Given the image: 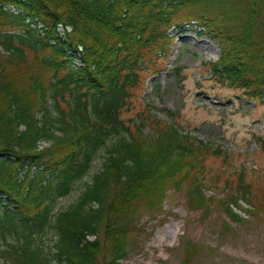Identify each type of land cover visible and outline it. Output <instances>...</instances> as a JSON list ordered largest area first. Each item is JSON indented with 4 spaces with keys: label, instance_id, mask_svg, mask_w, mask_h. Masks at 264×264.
<instances>
[{
    "label": "trees",
    "instance_id": "16d2710c",
    "mask_svg": "<svg viewBox=\"0 0 264 264\" xmlns=\"http://www.w3.org/2000/svg\"><path fill=\"white\" fill-rule=\"evenodd\" d=\"M181 12L219 44L211 76L264 98V0H0V202L9 221L0 219V264H120L139 209L161 208L168 189L184 191L190 210L216 203L233 221L264 212V187L240 179L223 197L206 194L203 162L218 149L148 110L132 123L122 117L139 72L169 50L168 30H181ZM113 136L77 199L52 212ZM200 249L187 240L182 264Z\"/></svg>",
    "mask_w": 264,
    "mask_h": 264
},
{
    "label": "rangeland",
    "instance_id": "374dc122",
    "mask_svg": "<svg viewBox=\"0 0 264 264\" xmlns=\"http://www.w3.org/2000/svg\"><path fill=\"white\" fill-rule=\"evenodd\" d=\"M192 18L182 12L173 16V22H183L181 30L171 27L169 50L157 54L156 63L139 72L122 117L132 123L140 111L148 110L218 149V155L208 154L203 162L207 195L223 197L225 187L235 186L239 179L258 191L264 187V98L250 99L244 90L222 85L211 76L210 63L217 60L220 47L210 35L199 34L201 28ZM142 131L149 138L154 136L148 127ZM115 139L110 137L97 150L91 168L68 194L51 203L52 212L66 209L77 199ZM217 174L221 180L210 183ZM3 206L0 202V219L9 225ZM205 212L190 210L184 191L168 189L161 208L139 209L127 235V257L120 264H182L187 240L201 246L190 264H264V212L257 216L240 212L244 221L231 220L216 203ZM50 238L49 233L44 235L46 244H52Z\"/></svg>",
    "mask_w": 264,
    "mask_h": 264
}]
</instances>
